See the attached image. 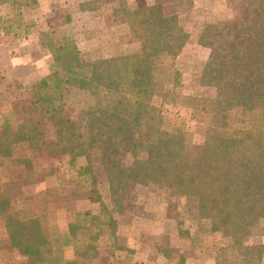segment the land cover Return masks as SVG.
<instances>
[{
  "label": "trees",
  "instance_id": "obj_1",
  "mask_svg": "<svg viewBox=\"0 0 264 264\" xmlns=\"http://www.w3.org/2000/svg\"><path fill=\"white\" fill-rule=\"evenodd\" d=\"M193 1L142 8L119 1L128 32L146 36L139 52L85 61L71 36H44L49 73L31 87V108L14 106L0 126V227L21 264H86L102 246L114 259L132 255L118 231L126 183L173 189L196 205L209 232L231 248L214 247L215 264H264V245L243 243L264 237V0H243L239 17L203 27L198 45L209 54L199 81L214 93L207 98L185 96L175 66L189 39L182 19ZM35 4L0 0L2 34L27 33L34 22L23 8ZM79 7L94 13L98 3ZM68 107L90 124L88 134L62 118ZM43 148L62 159L69 184L90 186L88 200L97 205L96 212L76 211L56 235L45 192L28 193L32 158ZM69 248L72 259L65 257Z\"/></svg>",
  "mask_w": 264,
  "mask_h": 264
},
{
  "label": "rangeland",
  "instance_id": "obj_2",
  "mask_svg": "<svg viewBox=\"0 0 264 264\" xmlns=\"http://www.w3.org/2000/svg\"><path fill=\"white\" fill-rule=\"evenodd\" d=\"M92 1L98 3L96 12L80 10L81 3ZM119 1L36 0L35 5L23 8L25 20L34 22L27 33L4 36L0 30V126L2 116L14 106L21 108L24 105L26 111L31 108V87L48 75L51 58L44 44L46 34L71 36L85 61L139 52L145 45L147 47L145 35L128 32L123 23V15L117 11ZM127 1L140 8L155 2L167 5V0ZM242 2L194 0L193 9L183 17L189 39L176 59L175 66L181 72L182 93L185 96H213L212 89L200 85V75L209 51L198 45V38L206 24L239 17ZM5 10V6H0V12ZM10 59L21 61L16 71L9 67ZM169 112L174 113L175 110L169 109ZM62 118L74 122L82 135L91 130L90 124L82 120L74 108L65 109ZM47 135L48 140L52 141L53 130L50 125ZM32 159L35 184L28 188V193L45 192L53 235L66 230L67 222L74 220L76 211H97V205L88 200L90 186L69 184L63 161L52 149L43 148ZM97 180L99 193L103 201L108 203L109 193L105 180L99 174ZM124 189L121 197L124 208L118 221L119 236L125 248L127 238L137 241V249L127 248L133 251L132 255L123 252L114 259L111 256L114 251L102 246L101 256L86 264H112L117 259L122 264H215L217 251L214 252V247L220 249L227 245L231 250L228 244H223L220 235L209 232L210 223L200 219L197 206L179 197L175 190L132 183H126ZM4 239L0 227V264H21L18 254L6 248ZM243 243L247 246L264 245V237H248ZM67 251L66 256H72L71 249Z\"/></svg>",
  "mask_w": 264,
  "mask_h": 264
},
{
  "label": "crops",
  "instance_id": "obj_3",
  "mask_svg": "<svg viewBox=\"0 0 264 264\" xmlns=\"http://www.w3.org/2000/svg\"><path fill=\"white\" fill-rule=\"evenodd\" d=\"M21 64H22L21 61H18V59H10V66L9 67L11 68V70H15L16 71L18 69V67L21 66ZM67 224H68V222H67ZM61 231H63V230H61ZM136 243H137V241H134L131 238H127V248H129V249H137ZM65 257H66V259H72L73 258V255L72 256L70 255V257H67L66 256V253H65Z\"/></svg>",
  "mask_w": 264,
  "mask_h": 264
}]
</instances>
